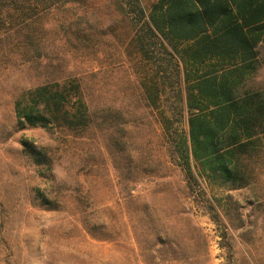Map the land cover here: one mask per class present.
Masks as SVG:
<instances>
[{
	"label": "rangeland",
	"instance_id": "obj_1",
	"mask_svg": "<svg viewBox=\"0 0 264 264\" xmlns=\"http://www.w3.org/2000/svg\"><path fill=\"white\" fill-rule=\"evenodd\" d=\"M155 3L0 0V264H264V140L250 187L186 172ZM258 50L247 87H264ZM53 82L79 86L85 129L17 123L16 100Z\"/></svg>",
	"mask_w": 264,
	"mask_h": 264
},
{
	"label": "trees",
	"instance_id": "obj_2",
	"mask_svg": "<svg viewBox=\"0 0 264 264\" xmlns=\"http://www.w3.org/2000/svg\"><path fill=\"white\" fill-rule=\"evenodd\" d=\"M148 28L182 68L186 172L227 190L250 187L264 140V87L246 85L260 67L264 0H156ZM14 114L21 127L42 129L83 130L90 120L79 86L66 82L24 92Z\"/></svg>",
	"mask_w": 264,
	"mask_h": 264
}]
</instances>
